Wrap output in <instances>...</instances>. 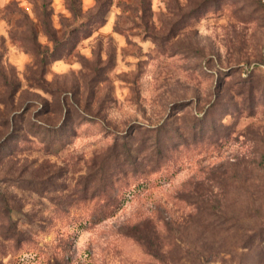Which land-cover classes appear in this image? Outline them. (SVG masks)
<instances>
[{"label": "rangeland", "instance_id": "rangeland-1", "mask_svg": "<svg viewBox=\"0 0 264 264\" xmlns=\"http://www.w3.org/2000/svg\"><path fill=\"white\" fill-rule=\"evenodd\" d=\"M0 264H264V0H0Z\"/></svg>", "mask_w": 264, "mask_h": 264}]
</instances>
